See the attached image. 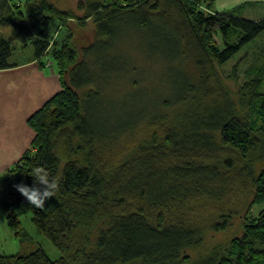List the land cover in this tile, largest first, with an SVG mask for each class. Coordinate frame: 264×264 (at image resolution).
<instances>
[{
    "label": "trees",
    "instance_id": "trees-1",
    "mask_svg": "<svg viewBox=\"0 0 264 264\" xmlns=\"http://www.w3.org/2000/svg\"><path fill=\"white\" fill-rule=\"evenodd\" d=\"M213 4L90 1L78 16L50 0H0V24L12 27L11 37H0V69L15 65L8 58L12 40H20L32 43L35 58L52 47L63 77L62 89L26 118L32 140L8 169L3 200L11 227L18 230L19 216L30 212L58 257L37 248L0 254V264H264V165L254 168L264 159V48L260 67L238 87L239 102L215 67L264 31V15L247 19L238 8L215 12ZM70 21L79 28L93 24L94 36L80 48L67 42ZM60 29L68 33L58 44ZM132 50L147 59L164 58L171 93L149 110L117 124L110 117L100 126L88 103L106 86L97 88L93 67L134 82ZM91 83L94 89L79 92ZM135 85L131 91L142 84ZM139 121L141 132L130 142L109 156L100 153L97 145L111 144ZM79 149L85 150L84 162ZM35 167L57 183L55 195L39 208L17 191L19 184L33 186ZM239 183L250 197L241 231L194 260L182 255L203 241L198 205L222 204ZM255 205L261 208L254 215ZM232 212H216L209 227L226 229Z\"/></svg>",
    "mask_w": 264,
    "mask_h": 264
},
{
    "label": "rangeland",
    "instance_id": "rangeland-1",
    "mask_svg": "<svg viewBox=\"0 0 264 264\" xmlns=\"http://www.w3.org/2000/svg\"><path fill=\"white\" fill-rule=\"evenodd\" d=\"M55 7L63 10H72L75 15L81 16L85 14V6L90 1L101 2L102 0H50ZM83 4L82 8H79ZM69 27L71 28L70 36L67 40L68 43L77 48L85 45L89 42L90 38L94 36L93 24L89 21L84 28H79L75 22H69ZM68 30L60 29L57 31V42L60 44L66 39ZM12 35V27L10 25L0 24V37L9 38ZM218 44H220L219 36L214 38ZM12 45L14 49L8 61L12 64L27 62L25 65H20L16 68L10 69H0V119H4L6 122L14 124L15 118H17L16 111L18 109L15 106V101H13L7 94L12 93L20 97L19 92L22 93L25 89L30 96L33 97L32 100L39 99L42 93V85L40 83L35 84L36 73H33L35 69H38L39 65H44L46 67L44 71L47 74L54 72V75L58 80V89L44 101H40L39 105L34 109L29 111L27 117L31 115L35 110H37L46 100H48L53 94L62 89L63 81L61 73L57 70L55 63L51 57V49L40 56L35 58L32 43H27L22 45L20 40H12ZM58 46V45H57ZM124 48H130L126 45ZM264 48V31H262L259 36L255 37L252 41L247 43L245 47L239 50L233 57L226 61L221 66L215 64L216 72L218 73L222 85H224L230 92V95L239 102L237 95L239 85L248 77H250L251 72L256 67H260L262 54L261 50ZM133 57L135 58V64L137 66V76L134 82L127 79V76H111L107 77L105 75V69H101L98 66L93 67L92 77L100 88L104 85L102 93L97 94L96 97L92 98L88 105L92 110L95 117L98 118V124L100 126L107 125L110 120L115 124L119 120H125L130 114H137L140 111H146L152 108L157 101L166 95H170V83L168 81V76L166 73L167 62L163 57H157L153 59H147L142 56L139 50L133 51ZM32 61V62H28ZM39 63V65H38ZM37 64V65H36ZM235 65V68L233 66ZM49 67V68H48ZM233 68V69H232ZM43 71V72H44ZM142 73V74H140ZM141 75V76H139ZM46 77V76H45ZM48 77V76H47ZM50 78V77H48ZM52 81L54 78H51ZM116 79V80H115ZM50 80V79H48ZM142 84L141 86L134 88V85ZM57 84V82H56ZM98 84V85H97ZM137 85H135L136 87ZM95 88L94 83L90 86L79 88V92H83L88 88ZM52 87H50L51 89ZM128 88L129 90H125ZM44 94V92L42 93ZM13 98V97H12ZM25 104V103H23ZM255 111V110H254ZM97 115V116H96ZM255 117V114H253ZM142 121L132 126L128 130H123L122 133L118 134L109 145L98 146L100 153L109 156L114 154L116 150L121 149L130 140H132L135 135L141 132ZM27 123V122H26ZM28 126V124H27ZM107 127V126H106ZM29 130L32 129L28 126ZM1 130V128H0ZM32 136L30 142L32 140ZM29 142V145H30ZM29 147V146H28ZM81 150V149H79ZM22 155V154H21ZM20 155V156H21ZM12 159L11 161L6 159L7 157L0 153V254H28L37 248H42L46 254L53 259L58 257V250L56 247L41 233L36 226L31 221V213L27 212L19 216L20 227L18 230H14L8 222L7 212L3 207V200L6 196V189L8 187L9 172L8 169L20 158ZM78 159L84 162L85 150H81L78 155ZM264 165V159L261 161L256 160L254 163V168L259 170ZM247 191V185L243 183L237 184L233 193L223 201L222 204L217 203H200L198 207L200 208L198 212L202 213L204 216V234L203 241L196 247H188L182 251V255L189 256L192 260L206 254L214 246L225 244L230 238L237 235L242 228L244 221V216L246 215L244 210L249 202L245 198V193ZM261 206L255 205L252 209L251 214H256L260 210ZM228 210L235 211L233 217L230 220V224L224 230L216 231L209 227L210 221L214 218L216 212H228ZM249 218L252 216L248 215Z\"/></svg>",
    "mask_w": 264,
    "mask_h": 264
},
{
    "label": "crops",
    "instance_id": "crops-1",
    "mask_svg": "<svg viewBox=\"0 0 264 264\" xmlns=\"http://www.w3.org/2000/svg\"><path fill=\"white\" fill-rule=\"evenodd\" d=\"M233 8H238L240 16L255 20L264 15V0H214L213 10L215 12L227 11ZM26 63L27 62L14 63V66L7 69L16 68L20 65H25ZM43 66L44 65L41 64L38 66V69L33 71V73H36L37 76L34 83H40L42 85V93L44 92V94L41 93L39 99L35 101L32 100L33 97L30 96L31 93L29 94V92L25 89L22 93L19 92L20 97L12 93L7 94L13 101H15V106L18 109L15 114L17 115V118H15L16 120L14 124L8 123L4 119H0V153L6 156V159L8 160L11 159V161H14L12 159L18 158L29 146L32 136V132L29 130L26 123L29 111L37 107L39 103L57 91L59 87L58 80L54 75V72L53 75L51 71L47 74V72L44 71L46 67ZM51 78H54V80L52 81ZM50 87L52 88L50 89Z\"/></svg>",
    "mask_w": 264,
    "mask_h": 264
},
{
    "label": "clouds",
    "instance_id": "clouds-1",
    "mask_svg": "<svg viewBox=\"0 0 264 264\" xmlns=\"http://www.w3.org/2000/svg\"><path fill=\"white\" fill-rule=\"evenodd\" d=\"M32 176L35 180L33 186L29 187L24 184H19L17 185V191L22 194L30 204L39 208L44 205L48 198L55 195L57 183L54 180H50L49 173L42 167H35L32 170ZM40 186H43V191H41Z\"/></svg>",
    "mask_w": 264,
    "mask_h": 264
}]
</instances>
